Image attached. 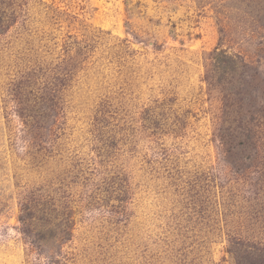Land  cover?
<instances>
[{
  "label": "rangeland",
  "instance_id": "obj_1",
  "mask_svg": "<svg viewBox=\"0 0 264 264\" xmlns=\"http://www.w3.org/2000/svg\"><path fill=\"white\" fill-rule=\"evenodd\" d=\"M260 260L264 0H0V264Z\"/></svg>",
  "mask_w": 264,
  "mask_h": 264
},
{
  "label": "trees",
  "instance_id": "obj_2",
  "mask_svg": "<svg viewBox=\"0 0 264 264\" xmlns=\"http://www.w3.org/2000/svg\"><path fill=\"white\" fill-rule=\"evenodd\" d=\"M260 261H261L262 263H264V262H263L264 260H263V261H262V260H260Z\"/></svg>",
  "mask_w": 264,
  "mask_h": 264
}]
</instances>
